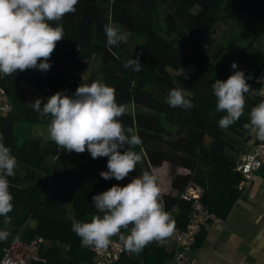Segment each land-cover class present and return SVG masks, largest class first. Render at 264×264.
<instances>
[{
    "label": "trees",
    "instance_id": "trees-1",
    "mask_svg": "<svg viewBox=\"0 0 264 264\" xmlns=\"http://www.w3.org/2000/svg\"><path fill=\"white\" fill-rule=\"evenodd\" d=\"M157 5L165 9L163 34ZM220 19H242V31L227 47L209 54L200 44ZM109 22L121 32L130 33L126 44H107L104 25ZM50 23L63 26L64 39L57 42L48 61L49 76L31 74V69L12 76L0 73V90L16 114L0 117V135L18 161L15 176L8 177L14 205L9 213L11 234L29 246L41 240L32 250L30 264H94L91 247L82 246L71 230L73 219L88 222L98 214L93 207L94 195L113 185L123 187L142 170L152 173L164 163L186 170L175 174L171 181L175 195L161 193L165 211L180 228H184L191 212V204L180 197L188 185L201 188V204L225 221L243 198L236 191L240 175L235 171L237 145L250 139L243 125L250 122L251 109L264 100L258 80L264 71V50L257 47L264 37V0H79L74 13ZM225 52L232 55L231 59L218 62ZM137 54L141 70L125 68L124 63L136 59ZM94 55L101 60L102 83L115 89L118 104L132 106V111H125L120 118L126 133L130 128L143 141L133 149H143V162L129 174L131 178L121 181L100 176L108 170L107 157L93 159L87 150L81 154L69 152L70 164L76 169L63 167L57 163L60 149L54 141L30 137L19 141L13 133L18 123L50 124L51 120L42 119L28 105L19 89L20 82L45 98L56 92L71 97L83 83V63ZM233 62L242 65L251 91L245 94L243 115L222 130L218 121L226 113L216 110L211 85L217 79L226 81L234 73L230 72ZM172 88L189 93L193 107H170L165 101ZM163 122L174 127V133ZM20 169L24 171L22 179L18 176ZM3 220L0 217V227L5 226ZM27 221L34 226L25 229ZM204 238L201 229L193 249ZM12 239L0 241V260ZM170 258L171 253L153 241L139 254L125 251L119 264H164Z\"/></svg>",
    "mask_w": 264,
    "mask_h": 264
},
{
    "label": "clouds",
    "instance_id": "clouds-1",
    "mask_svg": "<svg viewBox=\"0 0 264 264\" xmlns=\"http://www.w3.org/2000/svg\"><path fill=\"white\" fill-rule=\"evenodd\" d=\"M78 2L0 0V73L12 76L28 69L49 70L48 61L56 44L64 39L63 26H52L50 22L61 21L74 13ZM104 32L110 46L126 44L130 35L111 22L104 25ZM124 67L140 71L139 54L136 59L127 60ZM231 67L237 69V64L233 62ZM82 80L71 97L56 92L47 98L43 107L41 98L31 105L42 119L51 117L48 132L58 149L77 154L87 150L93 159L107 157L108 170L100 172V176L105 180H124L143 162V149L133 150L143 141L130 128L126 133L120 119L125 114V106L117 103L115 89L98 81L89 84L84 76ZM211 88L216 110L226 113L218 126L227 130L243 115L245 94L251 91V86L244 72L237 70L226 81L215 80ZM189 96L182 88H172L165 102L172 108L190 109L193 103ZM243 128L264 141V100L251 109L250 122ZM17 167V158L0 135V217L4 218L5 228L11 223L9 213L14 207L8 177L15 176ZM92 201L98 214L90 222L73 219L71 224V230L86 248L106 249L116 236L126 251L139 254L149 243L173 234L175 221L165 211L157 177L150 171L142 170L127 185H113L94 195ZM9 234L0 230V241L7 240Z\"/></svg>",
    "mask_w": 264,
    "mask_h": 264
},
{
    "label": "crops",
    "instance_id": "crops-1",
    "mask_svg": "<svg viewBox=\"0 0 264 264\" xmlns=\"http://www.w3.org/2000/svg\"><path fill=\"white\" fill-rule=\"evenodd\" d=\"M257 47L264 50V37L258 40ZM258 80L262 86L261 94H264V71ZM3 105L4 101L0 100V107ZM259 141L250 133L247 142H240L237 145V161ZM165 165L167 163L152 169V173L156 177L158 174L167 176L170 169ZM175 174L181 172L171 174L161 193L175 195L171 188ZM201 229L205 232V238L190 254L198 264H264V169L255 173L248 190L234 205L223 226L204 221ZM166 262L173 264L171 258Z\"/></svg>",
    "mask_w": 264,
    "mask_h": 264
},
{
    "label": "built area",
    "instance_id": "built-area-1",
    "mask_svg": "<svg viewBox=\"0 0 264 264\" xmlns=\"http://www.w3.org/2000/svg\"><path fill=\"white\" fill-rule=\"evenodd\" d=\"M0 100L4 101V105L0 107V112L6 115L10 110V106L1 90ZM262 169H264V142L259 141L252 146L250 152L243 154L236 164L235 171L240 175L236 191L243 195L248 190L255 173ZM202 196L203 190L201 188L195 185H188L180 194L181 199L191 204V212L186 225L184 228H180L174 220L175 228L173 234L162 240L154 241L158 248L165 249L171 253L173 264H198L197 259L191 257L190 254L204 221H208L213 225L223 226V221L211 214L201 204ZM40 242L41 240L33 241L29 247L34 250ZM125 251L119 239H112V243L106 249L91 248L93 263L119 264ZM32 259V252L28 257L15 258L10 255L8 249L0 260V264H30Z\"/></svg>",
    "mask_w": 264,
    "mask_h": 264
},
{
    "label": "rangeland",
    "instance_id": "rangeland-1",
    "mask_svg": "<svg viewBox=\"0 0 264 264\" xmlns=\"http://www.w3.org/2000/svg\"><path fill=\"white\" fill-rule=\"evenodd\" d=\"M156 12H157L158 20H159L160 33L163 34L162 20L165 14V9L162 6L157 5ZM242 27H243L242 19H238L237 21L220 19L217 23H215L214 27L210 30L207 36L203 39L200 46L207 53L212 54L213 52L218 50L220 47H227L229 43L235 39L236 36H240ZM231 56L232 55L230 53L225 52L223 57L220 58L218 62H221L223 59L230 60ZM100 67H101V60L98 55H94L90 60L85 61L82 67L81 80H82V77L84 76L86 78V81L89 79H93V80H96L102 83V77L100 75ZM241 68H242V65L237 64V69L231 68L230 72L241 70ZM30 73L35 74V75L49 76L47 71H41L39 69H31ZM18 86L29 106L32 107L31 104H33L37 98H41V107H43V104L47 102V98L40 95L37 91H35L27 83L20 82ZM125 111L131 112L132 106L131 105L125 106ZM1 114L2 113H0V115ZM6 115L15 116L16 114L13 112V109L10 107V110L8 111ZM6 115H3V116H6ZM163 125L166 129H168L172 133H174V131L176 130L174 127L169 126L165 122H163ZM48 127H49V124H27V123L20 124L18 123L13 127V131H14L13 133L19 141H21L23 138L30 137V138L38 139L41 142H46V141L51 140L49 132H48ZM205 142H208V139H205ZM57 163L58 165L63 166V167H69L72 169H76L74 165L70 164V156L67 150H60V156L57 159ZM165 167H168L170 169V172L168 173L169 175L168 174L167 176L160 175V174L157 175V183L161 190L164 189V187L168 183L167 181L171 177V174H173L176 171L181 172L183 174L186 173V170H183L181 168H176L168 163L167 165H165ZM23 175H24V171L20 169L18 173L19 178L22 179ZM128 178H131V176L129 175ZM21 185L25 186L27 184L21 183ZM88 220H89L88 222H90L91 218H89ZM33 226H34L33 222L27 221L24 227L25 229H27ZM12 229H13V226L11 224H9L7 228H5V226L0 227V230H6L10 233L7 240H11L13 238L11 241L10 248H9L10 255L15 258L16 257L17 258L28 257L29 255H31L32 249L29 247L28 244H25L24 242L19 241L16 237H12V234H11ZM164 264H169V262H166Z\"/></svg>",
    "mask_w": 264,
    "mask_h": 264
}]
</instances>
